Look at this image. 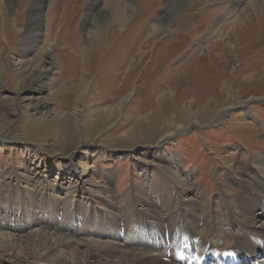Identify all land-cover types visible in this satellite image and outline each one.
Masks as SVG:
<instances>
[{
	"label": "rangeland",
	"instance_id": "1",
	"mask_svg": "<svg viewBox=\"0 0 264 264\" xmlns=\"http://www.w3.org/2000/svg\"><path fill=\"white\" fill-rule=\"evenodd\" d=\"M92 2L52 0L47 23L35 30L39 47H46L32 53L23 41L33 0L2 10L0 234L30 238L73 228L79 240L122 244L132 235L141 242L146 197L158 202L163 182L178 205L157 209L159 215L177 207L202 219L211 214L216 233L208 227L205 240L230 247L237 232L226 231L221 189L234 201L242 189L234 177H244L233 170L248 172L264 155V0L232 12L233 0H187L171 18V0H102L109 20L90 25L88 37L84 20ZM218 19L222 26L214 27ZM47 46L56 80L38 93L48 75ZM165 91L166 103L156 108ZM121 102L119 114L104 117ZM38 105L46 112L35 114ZM141 114L148 115L146 129L125 136ZM183 200L189 203L181 206ZM131 219L121 231L112 225ZM4 248L0 264H38L32 247L13 257Z\"/></svg>",
	"mask_w": 264,
	"mask_h": 264
},
{
	"label": "bare ground",
	"instance_id": "2",
	"mask_svg": "<svg viewBox=\"0 0 264 264\" xmlns=\"http://www.w3.org/2000/svg\"><path fill=\"white\" fill-rule=\"evenodd\" d=\"M186 1L187 0H171V9L167 17L171 18L183 7ZM16 2L17 0H0V20L4 18L2 10L5 9V6H7L6 9L9 10L8 8H13ZM51 2L52 0H33L31 13H29L31 16L30 19H28L27 31L25 32L26 37L23 41L26 53L40 52L46 47H39V44L42 42V36L35 30L40 29L47 23L45 12H47V7L50 10ZM101 2L102 0H93L88 8V13H86L84 31L88 33V37L91 34L90 25L92 26L97 23L106 24L109 20V13L99 9ZM254 3H257L256 0H233L230 11H236L246 5L249 7L250 4ZM239 18L240 17H234L235 21H239ZM222 23L223 20L218 19L214 27H221ZM82 51L84 52L83 56L86 55L87 57L88 54L85 53L83 48ZM51 52L52 47L47 46L46 55L51 58L48 59V67L45 70L48 75L44 81L37 83L35 91L38 93L51 90L55 85L56 73L53 72L56 70L57 62L51 57ZM34 62H36V60L31 62L28 61L27 65H32ZM37 62H39V58H37ZM84 81L81 85L84 84ZM167 91L161 94V97L159 96L160 98H158L159 100L156 108L166 103L163 101L168 98L167 95L170 91L168 93ZM85 92H88V90H85ZM122 107V102L119 103L118 106L115 105L104 117H115L116 114L120 113ZM34 111L35 114L44 113L46 112V105L44 107L38 105L35 107ZM0 116L3 117L1 109ZM55 116H58L57 113ZM66 119L67 117H62L59 120L62 122ZM147 121L148 115L141 114L136 121L137 124L132 128L133 131H130L129 134H125V136H131L132 138L138 137L137 133L146 129ZM143 136L144 135H142V137ZM164 162L166 163V159ZM164 169L174 177L172 169L166 166H164ZM233 172H238L244 177L242 181L234 177V181L242 188L241 193L238 194L232 202H228L226 190L223 188L219 196L222 208L225 209L224 220H226V231L235 230L237 232L235 234V242L231 243L230 247L226 249H218L215 245H212L211 240L209 242L205 240V236H203L205 230H208V227H210L209 232L212 233L213 231L216 233L213 226L214 222L212 223L214 216L211 214L205 217L203 216L204 219H202L199 214L191 211L183 212V209L179 207H177L175 212L172 210L173 213L171 214L166 213V215L163 212L161 214L164 215L158 214L157 209H168L173 208L176 204L178 205L177 198L172 196L174 195L173 188L163 182H161L162 186H158L160 189V198L158 202L146 197L149 209L143 210V214L139 219L142 224V229L138 232L141 234L144 241L138 242V240H134L137 236L133 238L132 235H128L129 237L126 241L124 240L122 244L119 241L118 243H110L93 239L79 240L80 236H76L77 233H75L73 228H57L54 233L37 231L32 233L30 238H19L9 233H2L0 234V244L6 247L4 248V253L9 257L15 255L13 251L16 249H29L32 247L33 251H38V255L36 254L34 256L38 264H43L41 263L42 259L46 260H44L46 262L45 264H53L57 261H60L61 264H209L210 261H216L217 264H245L249 259L256 260V264H264V259L259 262L257 260L258 255L262 254L264 251V223H261V217H264V155H261L258 160L250 166L248 172L244 168H236ZM178 183H181V181L178 180ZM153 184L150 189L155 188ZM181 191L184 193V190ZM178 199L180 198L178 197ZM188 203L189 201L183 200L181 206ZM233 206L239 208V213L234 211L236 208ZM255 210L259 212L257 213L259 215H256ZM137 211L139 212L140 210L138 209ZM77 215L78 214L75 213L73 218H76ZM82 219H85V217ZM131 220V222L128 220H118L112 223V225L115 226L118 231H121L125 227H128V224L130 225V223H133V219ZM90 223L99 224L95 217L90 219ZM214 225L216 224L214 223ZM131 229L134 230L133 228ZM214 238L217 242L225 244L223 241H226V239L221 235L216 234L213 236V239ZM233 240L234 239H231V241ZM66 250L71 251L68 253L65 252ZM25 258H28V254H25Z\"/></svg>",
	"mask_w": 264,
	"mask_h": 264
}]
</instances>
